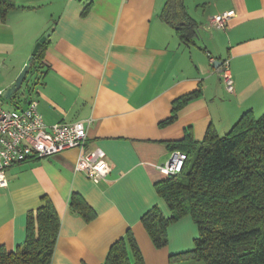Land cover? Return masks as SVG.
Listing matches in <instances>:
<instances>
[{"label":"crops","instance_id":"obj_1","mask_svg":"<svg viewBox=\"0 0 264 264\" xmlns=\"http://www.w3.org/2000/svg\"><path fill=\"white\" fill-rule=\"evenodd\" d=\"M14 1L0 23V87L15 83L51 31L28 100H38L49 126L85 122L86 151L101 148L111 171L97 184L76 172L77 149L9 168L8 187L0 188V247L15 252L25 242L28 214L48 197L61 220L52 264H104L128 231L145 264H170L171 255L192 250L199 230L190 216L169 226L161 249L142 217L154 206L172 216L155 188L166 178L158 166L170 158L172 143L190 133L201 142L209 128L225 136L247 111L264 115V0H183L199 26L189 45L163 18L171 0ZM208 1L213 6L200 13ZM228 11L235 17L224 30L209 28L212 16ZM211 58L229 60L234 93ZM196 91L200 96L165 124L173 103ZM75 193L97 212L93 221L71 211Z\"/></svg>","mask_w":264,"mask_h":264},{"label":"trees","instance_id":"obj_2","mask_svg":"<svg viewBox=\"0 0 264 264\" xmlns=\"http://www.w3.org/2000/svg\"><path fill=\"white\" fill-rule=\"evenodd\" d=\"M15 6L14 0H0V23L7 21ZM163 18L175 28L183 43H195L199 26L186 15L183 0H171ZM45 46L46 43L29 64L23 85L25 97L36 86L28 75L33 68L35 72L41 68ZM200 94L196 91L177 99L172 116L164 123L175 121L178 112ZM15 95L18 100L21 98L19 92ZM171 145L172 152L183 151L188 160L182 173L155 185L172 216L166 217L154 206L142 217L154 245L159 249L166 247L169 226L190 216L199 230L195 246L171 255L170 264H264V115L257 118L247 111L225 136L209 128L201 142L190 133ZM43 201L27 216L25 242L15 252L0 247V264H52L61 220L52 201L48 197ZM69 206L86 222L97 217L79 194L72 195ZM104 264H145L131 231L111 247Z\"/></svg>","mask_w":264,"mask_h":264},{"label":"built area","instance_id":"obj_3","mask_svg":"<svg viewBox=\"0 0 264 264\" xmlns=\"http://www.w3.org/2000/svg\"><path fill=\"white\" fill-rule=\"evenodd\" d=\"M235 17L234 11L214 15L209 28L225 29ZM215 63V59L211 58ZM219 74L227 90L234 93L235 85L229 60L222 61ZM0 90V188L8 187L7 171L12 166L31 157L48 158L71 149H77L79 156L75 171L84 173L94 183L107 177L111 166L101 148L86 151L87 127L85 122H60L49 126L44 121L36 99L28 100L24 108L9 110ZM187 153L175 150L168 161L158 166L159 172L168 177L175 176L185 168Z\"/></svg>","mask_w":264,"mask_h":264},{"label":"water","instance_id":"obj_4","mask_svg":"<svg viewBox=\"0 0 264 264\" xmlns=\"http://www.w3.org/2000/svg\"><path fill=\"white\" fill-rule=\"evenodd\" d=\"M51 36V31L46 32V34L37 42V44L34 47V50L32 52V55L30 57V61L34 59V56L37 54L39 51L40 47L47 42L48 38ZM222 62L221 61H216L215 62V67L218 69L221 66ZM29 70V65H26L19 76L17 77L15 83L8 89H6L3 92V97L5 100H10L16 93H22L24 92L23 85L26 80V76L28 74ZM28 102V96L25 97L24 104L26 105Z\"/></svg>","mask_w":264,"mask_h":264},{"label":"rangeland","instance_id":"obj_5","mask_svg":"<svg viewBox=\"0 0 264 264\" xmlns=\"http://www.w3.org/2000/svg\"><path fill=\"white\" fill-rule=\"evenodd\" d=\"M211 1H208L206 4H202L200 7H199V12L200 13H203L206 8H208L209 10V7H212L213 6V3H209ZM193 12V13H192ZM191 13L192 14H195L196 11L194 9V7L191 8ZM46 34V33H45ZM44 36V35H43ZM41 36L40 39L43 37ZM39 39V40H40ZM31 57V56H30ZM30 57H29V62H28V65L30 64ZM23 70V69H22ZM37 75V72H35V69L33 68V72L31 71L28 75V80H32L36 77ZM0 90H3V92L6 90V87H0ZM33 94V93H32ZM18 95H15L13 98H11L10 100H4V103H5V106L7 109L9 110H15V109H18L19 107L21 106H24L22 105V103L17 99Z\"/></svg>","mask_w":264,"mask_h":264}]
</instances>
